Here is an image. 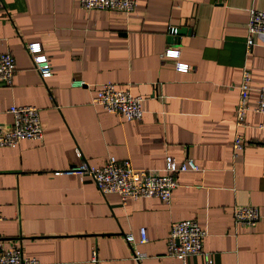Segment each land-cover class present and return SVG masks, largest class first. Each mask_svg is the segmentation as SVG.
I'll return each instance as SVG.
<instances>
[{
    "label": "crops",
    "instance_id": "1",
    "mask_svg": "<svg viewBox=\"0 0 264 264\" xmlns=\"http://www.w3.org/2000/svg\"><path fill=\"white\" fill-rule=\"evenodd\" d=\"M0 54L16 60L12 85L0 81V126L12 106L40 110L42 141L0 150V240L36 264H264V47L246 53L251 10L264 0H138L130 14L86 10L80 0H2ZM186 28L179 42L171 29ZM40 43L53 75L43 79L28 45ZM169 48L178 59L165 57ZM178 63L188 72H178ZM244 66L252 73L248 128L233 149ZM75 82L86 86L76 87ZM104 84L141 96L144 116L127 121L92 105ZM111 157L135 169L163 170L167 159L200 168L181 172L170 203L156 196L123 201L95 181L68 173ZM262 218L237 223L234 207ZM196 220L203 249L183 262L168 255L173 223ZM148 242L133 245L126 236ZM93 249L97 250L96 259ZM135 249L143 254L135 260Z\"/></svg>",
    "mask_w": 264,
    "mask_h": 264
},
{
    "label": "built area",
    "instance_id": "2",
    "mask_svg": "<svg viewBox=\"0 0 264 264\" xmlns=\"http://www.w3.org/2000/svg\"><path fill=\"white\" fill-rule=\"evenodd\" d=\"M81 6L86 10H104L130 14L135 11L138 0H80ZM4 3L0 0V11ZM246 53L249 55L255 46L264 47V11L251 10L247 28ZM176 30L171 29L170 35L175 36ZM34 68L43 78H51L53 75L52 64L49 57L43 53L40 43L28 45ZM165 57L178 59L180 50L169 48L163 54ZM178 72H188L190 66L178 63ZM16 73V60L9 54H0V81L13 84ZM251 70L244 66L241 82L238 87L239 101L235 112V127L237 130L233 149L235 152L242 151L245 139L240 130L250 127L247 123V114L251 111L249 98L251 92ZM76 87L86 86L85 82H75ZM141 96H133L130 91L120 89L114 84H104L98 94L93 98L92 105L102 107L106 112L115 114L127 121L141 120L144 116ZM255 111L264 117V88L259 90V98ZM9 113L13 116V124L10 128L0 126V150L2 148H15L23 140L42 141L44 130L41 123L40 110L34 106H12ZM264 131V121L258 126ZM198 171L199 166L191 159L186 160L179 166L172 158L167 159L163 170L135 169L129 161L118 162L111 157L106 165L101 168L83 163L68 170L70 174L80 177H91L103 193H118L123 201L139 199L142 197L156 196L166 203H170L173 191L178 186L177 177L181 172ZM234 218L237 223L253 226L261 218L262 214L258 207L253 205H237L234 207ZM4 216L0 212V221ZM141 239L135 240L132 234L126 236L129 243L134 246L148 242L145 227L140 229ZM207 230L196 220L188 219L173 223L168 238V255L177 257L186 262L187 257L193 254H204L208 259L209 253L203 249V240ZM97 250L93 249V258L96 259ZM143 254L135 249V260L140 261ZM35 259L25 257L16 244L5 247L0 240V264H36Z\"/></svg>",
    "mask_w": 264,
    "mask_h": 264
},
{
    "label": "water",
    "instance_id": "3",
    "mask_svg": "<svg viewBox=\"0 0 264 264\" xmlns=\"http://www.w3.org/2000/svg\"><path fill=\"white\" fill-rule=\"evenodd\" d=\"M188 32L186 28H182L180 30H176V35L170 37V41L174 42H179V37L182 35H185Z\"/></svg>",
    "mask_w": 264,
    "mask_h": 264
}]
</instances>
